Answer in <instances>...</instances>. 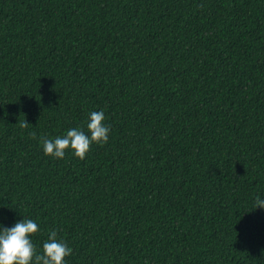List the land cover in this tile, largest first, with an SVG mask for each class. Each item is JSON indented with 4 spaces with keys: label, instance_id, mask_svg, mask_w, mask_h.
I'll return each mask as SVG.
<instances>
[{
    "label": "trees",
    "instance_id": "obj_1",
    "mask_svg": "<svg viewBox=\"0 0 264 264\" xmlns=\"http://www.w3.org/2000/svg\"><path fill=\"white\" fill-rule=\"evenodd\" d=\"M101 110L107 143L44 154ZM256 197L264 0H0V225L66 264H264Z\"/></svg>",
    "mask_w": 264,
    "mask_h": 264
},
{
    "label": "clouds",
    "instance_id": "obj_2",
    "mask_svg": "<svg viewBox=\"0 0 264 264\" xmlns=\"http://www.w3.org/2000/svg\"><path fill=\"white\" fill-rule=\"evenodd\" d=\"M106 117L101 111H92L88 117L86 133L80 127L70 128L66 134L50 139L46 136L39 138L46 156L63 159L65 152L71 149L81 160L86 157L93 143L108 142L110 125L104 123ZM25 120L22 128L28 127ZM32 139H37L35 131L29 133ZM264 208V199L256 197L253 209ZM39 231L38 223L23 217L12 227L0 225V264H66L65 257L72 254V248L63 239L58 238L57 230L50 231L48 238L42 244V251L38 252L31 236ZM145 264H148L145 261Z\"/></svg>",
    "mask_w": 264,
    "mask_h": 264
}]
</instances>
